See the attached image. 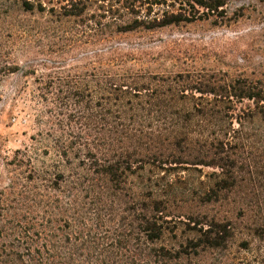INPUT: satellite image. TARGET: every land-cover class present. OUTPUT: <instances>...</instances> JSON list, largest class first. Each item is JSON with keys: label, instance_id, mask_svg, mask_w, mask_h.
Masks as SVG:
<instances>
[{"label": "rangeland", "instance_id": "obj_1", "mask_svg": "<svg viewBox=\"0 0 264 264\" xmlns=\"http://www.w3.org/2000/svg\"><path fill=\"white\" fill-rule=\"evenodd\" d=\"M31 1L46 11L0 0V264L23 243L15 231L62 219L70 202L82 215L98 204L101 154L122 165L103 200L134 253L101 257L92 243L81 264H264V126L252 102H221L227 89L264 88V0L162 28L149 26L166 9L147 15L138 0ZM98 179L95 193L72 190ZM151 205L164 234L149 244Z\"/></svg>", "mask_w": 264, "mask_h": 264}, {"label": "trees", "instance_id": "obj_2", "mask_svg": "<svg viewBox=\"0 0 264 264\" xmlns=\"http://www.w3.org/2000/svg\"><path fill=\"white\" fill-rule=\"evenodd\" d=\"M20 1V5L25 12L33 13L37 10L43 13L46 11L42 4L36 6L31 0ZM227 1L228 0H138V2L141 3L139 7H146L145 11L147 15H150L152 13V8L156 6L166 9L162 17L155 18L151 22V26H149L151 28L178 25L183 22H192L194 19H200L204 16H213L216 13L224 11L227 6ZM76 6L77 1L71 0L68 8L72 10ZM105 79L108 81L107 87L109 86L111 87L110 89L113 90L115 86L113 82L116 81V78L107 76ZM238 89L239 93L237 94ZM238 89L232 88L230 90H225V98L221 100V102L227 100L233 103V98L252 102L253 105L248 108L251 112V121H259L264 126V88L244 86ZM114 92L115 91H113V93ZM109 93L112 92H107L106 94ZM218 95L219 94H215V96ZM242 125L244 126V124ZM133 157V155H130V157H128L129 159L127 157L125 159H128L127 163L130 164L129 171L136 173L137 167L133 169L136 159ZM139 157L138 159H143L145 156L140 155ZM95 161L96 170L94 171L101 177L105 186L101 192L94 194L92 198H95L94 200H96V202L99 200L98 204L102 203V207L106 208L104 209L105 213L103 215L98 214V208H94L97 207L98 204L95 203L93 207L90 202L85 201L83 202L84 205H91L93 208L91 209L88 207L85 211L87 213L83 215L76 212L72 214L71 211L79 202H75L74 204L71 202L68 203V206L63 209L65 216L62 219H59L58 216L52 212V215L47 220L48 226L36 224V226L39 225V228L34 230L36 229V226H34V232H31V230L15 231L13 235L18 237V242L23 241V243L14 245L11 248L10 254H7L9 258L4 262L5 264H69L67 259L68 253L66 252L69 245L74 248L71 254L74 257L78 255V249L88 248L92 243H94L93 245L100 251L99 254L101 257L106 256V254H112L118 257L119 253L121 256H125L126 254L123 252L127 253V255L134 253L131 245L124 244L128 240L127 235L124 236L120 234L121 230L118 231V229H116H125L124 225L117 227L112 226L114 217L111 215L110 209H108L109 205L103 200L105 197L104 193L109 194V191H116L121 186L122 177L120 176V171L122 165H120V161L117 162L115 159L110 160V156H107V154H101L95 158ZM213 161H215V158ZM223 162L224 158L220 157L218 158L217 164L214 165L224 169L225 164ZM98 181L99 179L96 183L95 181H83V184L75 182L74 186H72V190L82 193L86 192L90 195L91 193H95V188L99 185ZM53 185H55V183H53ZM87 198L91 199L90 196ZM55 201L56 200H53V204H55ZM151 204H155V202H151ZM155 207L151 205L150 208H148L145 214V222H142V228L140 229V233L144 235L146 242L149 244L161 240L164 234L163 227L160 224L162 218H160L159 213H161V211L157 206ZM212 228L213 226L210 225V230ZM209 233H213V231ZM206 234H208V232H205V235ZM6 235L9 234L6 233ZM134 235L135 234L130 237L136 239ZM221 239L219 234L216 233L214 236L211 235L209 237L208 243L210 247H218L221 245L218 244V240ZM5 253H7V250H5ZM152 257L157 259L160 257V254L155 252ZM178 257L181 259L182 253H179ZM154 262H156V260ZM72 264L81 263L77 257H74V259L72 258ZM116 264H119V262L117 261Z\"/></svg>", "mask_w": 264, "mask_h": 264}]
</instances>
